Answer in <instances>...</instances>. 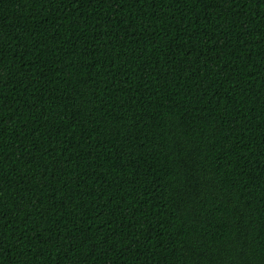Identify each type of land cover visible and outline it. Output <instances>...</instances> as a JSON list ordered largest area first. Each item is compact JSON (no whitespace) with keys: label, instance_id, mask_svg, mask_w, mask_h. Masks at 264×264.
<instances>
[{"label":"trees","instance_id":"obj_1","mask_svg":"<svg viewBox=\"0 0 264 264\" xmlns=\"http://www.w3.org/2000/svg\"><path fill=\"white\" fill-rule=\"evenodd\" d=\"M0 264H264V0H0Z\"/></svg>","mask_w":264,"mask_h":264}]
</instances>
